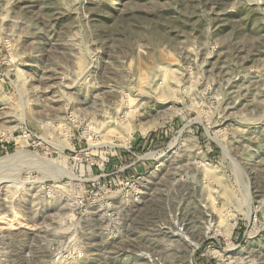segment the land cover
Returning <instances> with one entry per match:
<instances>
[{"label": "rangeland", "instance_id": "obj_1", "mask_svg": "<svg viewBox=\"0 0 264 264\" xmlns=\"http://www.w3.org/2000/svg\"><path fill=\"white\" fill-rule=\"evenodd\" d=\"M21 145L0 264H264V0H0Z\"/></svg>", "mask_w": 264, "mask_h": 264}, {"label": "bare ground", "instance_id": "obj_2", "mask_svg": "<svg viewBox=\"0 0 264 264\" xmlns=\"http://www.w3.org/2000/svg\"><path fill=\"white\" fill-rule=\"evenodd\" d=\"M126 97V96H125ZM129 99V98H127ZM132 100H128L127 104V111L124 113L123 118L127 119L130 112ZM132 113V112H131ZM13 135L12 132H8L6 134H2V136L5 138H11ZM179 140L175 139L173 142L170 143L169 150H171L173 147L177 145ZM220 143V142H219ZM112 147L118 146L117 144H112ZM120 146H129V141H124V144H120ZM166 153L164 151H151L146 153L147 157H153L157 160H161ZM33 156V157H32ZM35 156V157H34ZM38 158V159H37ZM30 163L32 166L41 168L42 170H45L46 173H51L52 175H55L57 178H63L64 176L74 178V173L71 167L64 162H58V161H52L46 157H40L37 154H32L30 153L25 146L21 145L18 147V151L14 154H8L5 156H0V185L4 184L3 187L7 186V182L14 181V180H9L10 177H7L9 175H13V173L18 170L16 166L20 165L21 163ZM27 165V164H26ZM31 167V166H30ZM15 170V171H14ZM8 178V180H6ZM12 178V177H11ZM30 178V177H29ZM28 178V179H29ZM0 190H4L2 187ZM138 190V189H137ZM0 194H5L6 197H8L7 192L3 193L2 191ZM4 195V196H5ZM12 205V204H11ZM13 207V206H12ZM199 247V243H196L192 246L191 252H190V258L193 260V255L196 249Z\"/></svg>", "mask_w": 264, "mask_h": 264}]
</instances>
